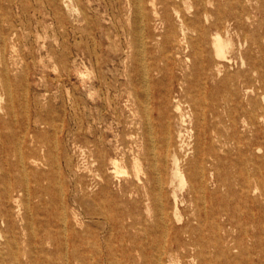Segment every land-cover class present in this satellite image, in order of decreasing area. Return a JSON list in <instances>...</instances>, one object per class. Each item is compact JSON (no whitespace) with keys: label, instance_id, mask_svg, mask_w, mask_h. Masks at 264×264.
<instances>
[{"label":"rangeland","instance_id":"rangeland-1","mask_svg":"<svg viewBox=\"0 0 264 264\" xmlns=\"http://www.w3.org/2000/svg\"><path fill=\"white\" fill-rule=\"evenodd\" d=\"M190 1L192 11L187 13L184 7L183 11L189 16L199 11L204 24L220 17L224 27L219 33L231 42L224 66L214 78L210 75L214 55L208 39L200 48L188 50L187 73L192 85L201 96L206 94L207 102L228 96L241 113L245 109L256 115L250 123L242 113L237 126L243 147L248 143L251 149L234 152L235 158L245 161L250 184L243 183L238 168L221 170V176L229 180L226 186L217 188L209 181V189L216 190L213 203L226 207L229 216L210 214L205 237L217 243V264H264V0ZM241 11H247L248 17L237 25L235 16ZM129 15L126 0H0V35L6 38L0 40V75L7 64L15 109L19 115L24 112L29 116L28 121H14L0 109V121L9 122V129L0 126V142L6 143L9 136L11 162L16 161L18 148L34 149L39 155L51 149L55 156L53 166L40 160L31 164V172L25 175L30 194L19 193V202L9 199L13 219L21 225V217L28 216L35 237L41 239L33 248L37 257L71 254L70 232L61 228L63 203L69 222L73 221L70 193L77 176L84 188L89 182L91 154L104 149L111 172L110 158L136 146L137 107L145 88L138 71L135 26ZM151 54L160 52H147V62ZM150 76L160 80L158 89L166 90L167 79L162 74L151 70ZM174 88H178L176 84ZM5 100L0 90V104ZM48 115L55 117L56 130L34 121ZM39 143L44 145L42 151L35 145ZM12 175L16 181L24 178L18 169ZM229 217L231 223L226 222ZM79 218L75 227L87 240L90 220L83 214ZM18 232L20 241L28 237L20 228ZM52 236L56 239H50ZM78 253L80 264H89L91 249L86 243Z\"/></svg>","mask_w":264,"mask_h":264},{"label":"bare ground","instance_id":"bare-ground-1","mask_svg":"<svg viewBox=\"0 0 264 264\" xmlns=\"http://www.w3.org/2000/svg\"><path fill=\"white\" fill-rule=\"evenodd\" d=\"M194 1L203 3V0ZM126 3L135 26L138 71L145 88L137 107L140 119L134 132L136 146L130 152L123 151L120 156L110 158L111 172L104 149L91 154L89 182L84 188L77 176L70 193V216L74 222H69L63 203L61 228L70 232L68 240L73 250L71 254L64 252L61 261L60 257H37L33 248L41 239L35 237L28 216L21 217L24 223L20 225L9 213V199L19 202V193L30 192L25 175L31 172V164L40 160L53 166L54 153L48 149L39 155L34 149L18 148L16 161L11 162L9 136L6 143L0 142V264H75L74 261L80 264L78 250L85 243L91 249L89 264H217L219 261L217 243L206 238L204 231L210 214L216 212L228 217L229 212L213 203L216 190L209 189V181L217 188L226 186L229 180L221 176V170L238 168L243 183L249 186L245 161L235 158L234 152L251 149L248 143L243 147L237 126L242 113L250 123L256 115L245 109L241 113L228 96L207 102L206 94L201 96L191 83L187 52L200 48L203 40L208 39L214 55L210 73L214 78L224 66L231 42L219 33L224 27L220 17L204 24L199 11H193V16L186 14L192 11L190 0H126ZM203 15L207 20L205 9ZM247 17V11L237 13L236 24H243ZM0 40H6L3 33ZM149 45L151 48L147 49ZM155 49L160 54H151L147 62L146 53ZM93 55L97 59L95 52ZM151 70L167 79L165 91L158 89L160 80L150 76ZM8 71L6 64L0 75V90L6 100L0 109L14 121L23 118L28 121L27 113L19 115L15 109ZM34 121L57 128L51 115ZM0 126L9 129V122L0 121ZM2 138L0 130V141ZM35 145L39 151L44 148L43 144ZM14 169L23 173L24 178L16 181L12 177ZM121 175L125 178L119 179ZM82 190L85 194L80 193ZM261 194L264 195V189ZM80 214L90 220L87 240L75 227L81 222ZM226 222L231 223L230 217ZM209 225L214 227L213 222ZM19 228L28 235L22 241L18 239ZM28 230H33L32 234ZM53 238L56 239L50 237Z\"/></svg>","mask_w":264,"mask_h":264}]
</instances>
